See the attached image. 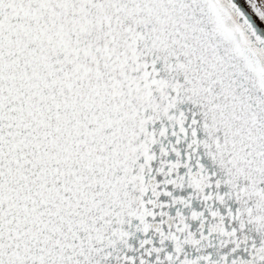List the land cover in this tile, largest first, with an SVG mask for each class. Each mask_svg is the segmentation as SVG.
I'll return each instance as SVG.
<instances>
[{"label":"snow or ice","instance_id":"6c2138e0","mask_svg":"<svg viewBox=\"0 0 264 264\" xmlns=\"http://www.w3.org/2000/svg\"><path fill=\"white\" fill-rule=\"evenodd\" d=\"M0 264H264V0H0Z\"/></svg>","mask_w":264,"mask_h":264}]
</instances>
